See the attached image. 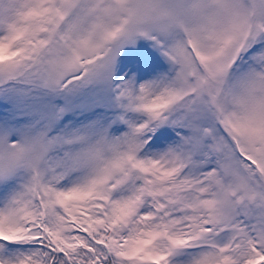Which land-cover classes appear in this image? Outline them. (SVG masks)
Segmentation results:
<instances>
[{
    "label": "snow or ice",
    "instance_id": "6c2138e0",
    "mask_svg": "<svg viewBox=\"0 0 264 264\" xmlns=\"http://www.w3.org/2000/svg\"><path fill=\"white\" fill-rule=\"evenodd\" d=\"M0 264H264V0H0Z\"/></svg>",
    "mask_w": 264,
    "mask_h": 264
}]
</instances>
